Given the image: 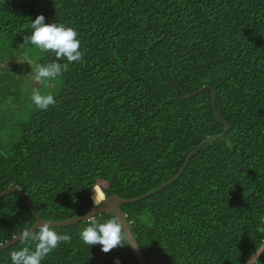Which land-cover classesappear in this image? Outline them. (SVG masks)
Returning <instances> with one entry per match:
<instances>
[{
	"label": "trees",
	"instance_id": "16d2710c",
	"mask_svg": "<svg viewBox=\"0 0 264 264\" xmlns=\"http://www.w3.org/2000/svg\"><path fill=\"white\" fill-rule=\"evenodd\" d=\"M38 15L77 30L84 54L49 87L31 65L55 55L22 45ZM34 88L56 106L37 109ZM192 153L168 187L121 204L146 262L245 264L264 243V0L0 2V193L65 220L93 208V187L149 194ZM36 223L18 193L0 198V246ZM87 226L54 228L72 239L42 264H139L130 246L84 244Z\"/></svg>",
	"mask_w": 264,
	"mask_h": 264
},
{
	"label": "clouds",
	"instance_id": "9594fccd",
	"mask_svg": "<svg viewBox=\"0 0 264 264\" xmlns=\"http://www.w3.org/2000/svg\"><path fill=\"white\" fill-rule=\"evenodd\" d=\"M44 15H38L31 21V33L24 35L23 46H33L41 53H53L56 60L46 64L31 65L35 73L34 81L49 87L48 81L62 76L72 63L83 60L81 42L78 32L72 27L59 23H46ZM66 60L64 64L58 61ZM32 104L39 110H48L56 106L57 101L52 94H42L39 88H34L30 95ZM93 208L99 209L107 200L98 187H93ZM89 216V226L80 233V238L89 247L100 245L104 253H109L117 247L131 245L129 235L119 216L113 215L105 222L92 219ZM25 243L32 242L34 249L28 246L12 251L10 254L11 264H42V261L61 243H70L72 237L68 234H58L51 226V222L44 221L38 226V230H25L21 236ZM116 264H120L117 258Z\"/></svg>",
	"mask_w": 264,
	"mask_h": 264
},
{
	"label": "water",
	"instance_id": "95a60500",
	"mask_svg": "<svg viewBox=\"0 0 264 264\" xmlns=\"http://www.w3.org/2000/svg\"><path fill=\"white\" fill-rule=\"evenodd\" d=\"M1 1H4V0H0ZM213 106L214 108L216 109V104H215V93H214V97H213ZM229 129V125L227 124V129L226 131H228ZM226 131L224 132V134L226 133ZM206 142L202 143L199 147L195 148V150L193 151V153H195L196 151H198V149L200 147H202ZM193 153L189 156V158L187 159V161L185 162L182 170L173 178L171 179L170 181H168L167 183L161 185L160 187H158L157 189H155L154 191L150 192L149 194H145V195H142L138 198H132V199H123L121 197H118V196H109L106 198V202L99 208V209H95V208H92L90 209L88 212L80 215V216H77V217H74V218H69V219H65V220H59V221H47V220H43L41 219L37 213L35 212L33 206L30 204V202L28 201L27 197L22 193V191L17 188V187H10L8 188L7 190L3 191L0 193V198L3 197L4 195L8 194V193H11V192H16L18 193L22 198L23 200L28 204L30 210L32 211V213L34 214L36 220H37V223L35 225H33L32 227H30L29 231H36L38 230V226L40 224H43L44 221H47V222H51V226L53 228H58V227H63V226H68V225H72V224H77V223H80V222H86L88 221V217L93 215L92 216V219L97 216V215H101L103 213H109V214H112V215H116V216H119L124 224V227L125 229L127 230L128 232V235H129V239L131 241V245L130 248L132 250V252L134 253L137 261L139 264H147L146 262V259L143 255V252L141 251V248L139 247L138 243H137V240L133 234V231L131 230V227H130V223L128 222L127 220V216L124 214V212L122 211L121 209V204L122 203H133V202H137L149 195H152L156 192H159L161 190H163L164 188L168 187L170 184H172L176 179H178L180 177V175L182 174V172L185 170L186 166L188 165ZM94 195V194H93ZM93 195H92V200H93ZM21 234L19 236H16L13 240H11L10 242H7L3 245L0 246V252L17 244L18 242L22 241L21 239ZM264 254V243L262 244V246L252 255V257L245 263V264H255L258 262V260L260 259V257Z\"/></svg>",
	"mask_w": 264,
	"mask_h": 264
}]
</instances>
